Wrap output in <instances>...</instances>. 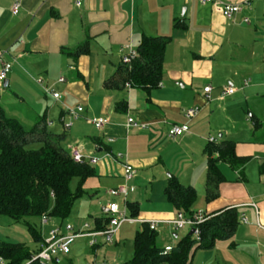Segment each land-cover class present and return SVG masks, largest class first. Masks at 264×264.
<instances>
[{
	"label": "crops",
	"instance_id": "1",
	"mask_svg": "<svg viewBox=\"0 0 264 264\" xmlns=\"http://www.w3.org/2000/svg\"><path fill=\"white\" fill-rule=\"evenodd\" d=\"M13 2L0 0V54L5 51L6 60L12 57L16 60L7 74L6 85L0 86L4 113L26 129H31L39 119L45 124L52 121L45 128L63 135L61 144L65 149L77 146L83 154L98 158L91 165L95 171L92 177L104 180L106 188L121 184L122 163L126 160L131 163L136 169L129 181L133 189L125 199L106 192L104 202L120 200L126 214L129 211L126 202H136L137 215H127L129 218L175 217L177 210L164 195L170 175L195 188L193 212L200 210L211 215L235 208L238 224L234 234L215 241L211 248L194 246L189 264H264V230L257 226L258 219L264 222L263 0H249V6L242 4L231 19L200 0H82L79 7L74 0H20L21 8L15 15L10 11ZM244 17L249 21L245 22ZM177 20L181 26L174 25ZM143 35L170 37L157 87L148 94L126 83L107 87L105 82L122 64V54L136 50ZM84 42L88 43L87 53L69 54ZM38 76L61 94L60 101L45 94L34 82L32 77ZM59 76L65 80L59 82ZM227 85L235 90L221 98ZM206 86L211 87L209 100L204 97ZM62 104L83 107L81 116L69 129H64L60 122L62 117L67 120ZM190 107H197L198 112L188 120L184 110ZM129 116L150 125L144 129L130 128L126 126ZM252 116L260 124L256 131ZM98 117L107 118L100 128L87 122ZM184 123L189 126L188 132L168 137L173 124ZM210 137L215 139L214 144L233 140L236 155L247 159L237 167L223 161L218 163L223 181L218 186V196L206 201L205 147ZM118 152L123 157L117 160L112 156ZM139 182L150 183V189L144 190L145 204L149 207L141 208L140 201L133 199L142 191L137 187ZM130 193L135 201H128ZM104 204L98 207L101 217H96L102 221L105 217L100 207ZM241 214L247 223L240 221ZM36 222L41 239L50 224L61 223L55 218L47 226H41L39 219ZM125 222L141 225L139 220ZM0 223L10 222L0 216ZM121 226L111 244H117ZM81 227V222L74 224L75 230ZM160 227L167 228V232L171 229L169 224L161 223L156 232ZM185 228L188 232L191 229L180 230ZM77 239L87 240L94 254L105 243L102 236L96 237L93 246L89 245L88 236ZM40 240H33L31 249L37 248ZM1 241L21 242L11 241L9 236L0 237ZM158 244L174 245L162 241ZM72 245L68 254L56 259L70 256ZM128 256L125 253L123 257H111L110 262L119 264L118 258Z\"/></svg>",
	"mask_w": 264,
	"mask_h": 264
},
{
	"label": "trees",
	"instance_id": "2",
	"mask_svg": "<svg viewBox=\"0 0 264 264\" xmlns=\"http://www.w3.org/2000/svg\"><path fill=\"white\" fill-rule=\"evenodd\" d=\"M175 26L182 24L177 20ZM169 36L143 35L136 47L137 56L129 64H121L109 78L107 87L129 83L147 94L157 87L162 79L165 49ZM88 43L78 45L69 51L72 56L88 52ZM253 117L254 131L259 122ZM45 122L39 119L31 129H26L17 119L8 117L0 106V216L24 222L34 241L41 239L38 226L34 222L43 214L64 222L73 202L84 191L83 183L95 175L94 168L85 163L73 161L62 144L63 135L46 130ZM33 142H41L38 149L29 148ZM207 169L205 175V200L218 196V186L223 181L218 163H228L232 167L242 165L246 157L237 156L235 142L224 140L220 144L209 142L205 147ZM77 178L76 189L69 187ZM166 200L187 215L194 212L192 206L197 193L193 186L181 183L176 176L168 177L164 188ZM131 216H136V202H126ZM209 215V214H208ZM200 223V240L186 234L163 253L164 247L157 242V232L141 222L133 236V252L129 260L119 264H189V254L193 247L211 248L215 241L229 239L238 224L235 208H227L211 214ZM31 219L33 221H31ZM94 230H102L108 218H95ZM37 248L31 249L22 242H0V256L6 264H25ZM28 264H40L37 260ZM48 264H60L55 258Z\"/></svg>",
	"mask_w": 264,
	"mask_h": 264
},
{
	"label": "built area",
	"instance_id": "3",
	"mask_svg": "<svg viewBox=\"0 0 264 264\" xmlns=\"http://www.w3.org/2000/svg\"><path fill=\"white\" fill-rule=\"evenodd\" d=\"M82 0H74L75 6L79 7L81 5ZM201 3L207 4L209 3L216 11H218L223 17L226 19H231L236 13H238L241 8L242 4L249 6V0H244L242 3H233L225 0H200ZM264 2V0H263ZM21 8L20 0H14L10 11L12 14H17L19 9ZM245 22H248V17H244L243 19ZM5 51L0 54V86L3 85L4 80L7 77V74L11 71L13 64L15 63V58H11L10 60H6L3 55ZM137 56V51L133 49H129L128 53L122 54L121 62L123 64H129L133 58ZM34 82L38 84L42 91L52 96L55 100L60 101L61 94L56 91L53 87L44 84V80L42 77H32ZM64 76H59L58 81H64ZM247 82V81H245ZM129 83H126V86H129ZM211 87L206 86L203 88L205 93L204 97L206 100L210 99L209 91ZM234 87L231 85H227L223 88L221 92V98L226 95H230L234 92ZM63 105V112L67 116V120L64 118H60V122L64 129H69L73 123L81 116L83 111V107L78 105L74 108L69 107L65 104ZM198 112L197 107H190L184 110V116L189 120L193 116L196 115ZM87 122L94 125L96 128H100L103 124L107 122V118L105 117H98V118H90L87 119ZM52 121L47 122L48 126L52 125ZM150 125L149 122H142L137 121L132 117H127L126 119V126L130 128L136 129H144L148 128ZM189 131L188 124H173L169 131L168 137L174 138L176 136L181 135L184 132ZM215 139L213 137L209 138V142H214ZM70 156L72 157L73 161L76 163H85L87 162L90 165L96 164L98 158L95 156H89L82 153V150L77 146H71L69 149ZM111 157V154H107ZM114 159H120L123 155L118 152L114 156ZM136 169L135 167L129 163L127 160L122 163V175H123V182L116 187L110 188L107 190V193L110 196H122L124 199L127 196L128 192L133 189L131 185H129V181L135 176ZM256 209L254 203H249ZM101 213L104 217L108 218V223L106 227L102 230H94L89 228V224L85 222L79 230H75L74 227L70 223H53L50 224L52 221V217L48 214H43L40 219L41 226H47L50 224L47 233L44 237L40 240L37 250L30 255V258L25 262L28 264L32 261L37 260L40 264H48L52 261L53 258L57 257L58 255H66L70 252V247L72 243L75 241L76 238L88 236L90 237L89 245L93 246L96 244L97 236H102L105 243H111L113 241V236L121 226V224L125 221L129 220H139L140 222H145L148 224L149 228L152 230H156L158 225L161 223H167L171 226L173 230H180L184 227L193 228V237L196 241L200 240V223L204 222L210 216L205 214L202 211L194 212L192 215L185 214L182 210H177L175 217L166 220H159V219H133L129 218L126 214L125 210H121L118 203L116 201H110L100 207ZM240 221L243 223H247V218L244 214H241ZM257 226L264 230V222H261L259 219L257 220ZM170 245L164 246L163 253H167L171 250ZM0 264H6L4 258L0 256ZM104 264V263H103Z\"/></svg>",
	"mask_w": 264,
	"mask_h": 264
},
{
	"label": "rangeland",
	"instance_id": "4",
	"mask_svg": "<svg viewBox=\"0 0 264 264\" xmlns=\"http://www.w3.org/2000/svg\"><path fill=\"white\" fill-rule=\"evenodd\" d=\"M42 143L33 142L28 145L29 148L38 149ZM170 174V173H169ZM77 178H73L70 182V189L74 191L77 185ZM137 184V183H136ZM103 181L98 180V178L89 177L86 182L83 183L82 189L84 193L76 198L73 202L71 210L68 216L64 219L65 223H70L73 227L74 224L80 223L83 225L85 222L89 224V228L93 229L95 226V218L101 217L100 212L98 210L99 205L104 204L107 201L106 192L110 188H106ZM138 189H142V191H138L135 198H133V193H130L128 196V201H135L133 199H137L140 201L141 208L149 207V205L145 204L146 198L144 197V190L150 189V183L145 182L141 184L140 182L137 184ZM94 193V194H90ZM137 197V198H136ZM119 201V202H118ZM118 204L121 210H125V206L123 203L118 200ZM199 211V210H198ZM127 215H130V212L127 210ZM5 220H9L10 223H0V237L1 239L9 236L11 241H21L25 243L28 247L32 248L34 246V241L30 236V233L27 230V226L24 222L14 221L8 217H4ZM174 217V216H173ZM34 220V219H33ZM31 219V221H33ZM36 224V220L34 221ZM140 228L138 223H129L125 222L117 235V244L111 243H103L96 249V253L94 254V250L88 247L87 240L77 239L75 243L72 245V253L67 257H58L60 264H69V260L71 264H112L110 262L111 257L124 256L125 253H128V258L119 259V262L127 261L131 258L133 252V235L136 230ZM78 229V228H77ZM167 228L162 229L161 227L157 230V242L162 241V243H170L175 244L178 239L187 234L188 230L185 228L178 232H174V230L169 228L170 233H177V237H171L167 233ZM5 235V236H4ZM7 235V236H6ZM3 237V238H2ZM172 246V245H170ZM131 253V254H130ZM110 256V257H109ZM126 259V260H125ZM27 261V260H26ZM25 261V262H26ZM6 262V261H5Z\"/></svg>",
	"mask_w": 264,
	"mask_h": 264
},
{
	"label": "water",
	"instance_id": "5",
	"mask_svg": "<svg viewBox=\"0 0 264 264\" xmlns=\"http://www.w3.org/2000/svg\"><path fill=\"white\" fill-rule=\"evenodd\" d=\"M3 85H4V86L6 85V79L4 80ZM193 231H194L193 228H191V229L189 230L188 234L191 235V234L193 233Z\"/></svg>",
	"mask_w": 264,
	"mask_h": 264
}]
</instances>
